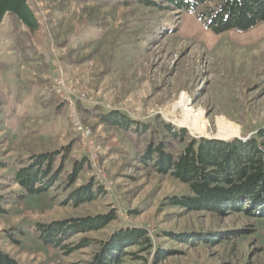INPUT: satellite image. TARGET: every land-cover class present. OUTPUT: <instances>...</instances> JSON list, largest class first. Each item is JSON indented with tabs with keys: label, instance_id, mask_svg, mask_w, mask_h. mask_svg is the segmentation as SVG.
<instances>
[{
	"label": "rangeland",
	"instance_id": "rangeland-1",
	"mask_svg": "<svg viewBox=\"0 0 264 264\" xmlns=\"http://www.w3.org/2000/svg\"><path fill=\"white\" fill-rule=\"evenodd\" d=\"M25 4L27 23L0 17V194L7 210L0 215V250L25 264H86L93 245L64 255L38 241L36 224L113 211L116 220L105 229L74 239L101 241L119 228L146 229L152 250L126 247L129 255L119 264H152L157 249L165 253L159 264H264V219L168 205V198L190 196L188 187L139 163L127 138L100 121L101 113L117 111L179 127L175 118L185 93L208 121L203 138L216 136V118L238 125L240 138L264 130V23L215 35L196 14L136 0ZM76 123L91 131L87 140ZM71 144L66 169L87 158L72 187L58 182L42 195L26 196L14 183L17 159ZM89 179L101 196L78 207L63 204Z\"/></svg>",
	"mask_w": 264,
	"mask_h": 264
},
{
	"label": "trees",
	"instance_id": "trees-1",
	"mask_svg": "<svg viewBox=\"0 0 264 264\" xmlns=\"http://www.w3.org/2000/svg\"><path fill=\"white\" fill-rule=\"evenodd\" d=\"M159 1L136 0L145 6L172 11L177 15L196 14L203 27L215 35L230 31L246 32L264 23V0ZM100 121L127 138L139 163L151 167L160 175L169 174L188 187L190 196L168 198V205L192 211L242 213L264 219L263 129L250 137L222 141L191 136L185 128L168 123L135 121L117 111L101 113ZM71 147L72 144L60 150L31 153L17 159L14 163V183L26 196L42 195L58 182L69 189L87 169V158L84 157L74 160L70 169H66ZM102 194V188L89 179L85 185L71 190L63 204L78 207ZM4 201V196L0 194V215L7 214ZM115 220L116 214L110 211L93 217L36 224L35 232L43 245L56 248L64 255L93 245L92 256L86 264H119L122 256L129 255L123 251L126 247H137L144 253L152 250V241L144 228H119L101 241L86 237L74 239L79 233L105 229ZM167 237L188 244L194 241V238L185 240L174 234ZM164 254L160 249L155 250L152 264H159ZM0 264L25 263L0 250Z\"/></svg>",
	"mask_w": 264,
	"mask_h": 264
},
{
	"label": "bare ground",
	"instance_id": "bare-ground-1",
	"mask_svg": "<svg viewBox=\"0 0 264 264\" xmlns=\"http://www.w3.org/2000/svg\"><path fill=\"white\" fill-rule=\"evenodd\" d=\"M178 104L181 106L180 115L176 116L173 112V115L176 116L175 123L179 127L187 128L190 133L195 136H202L208 138V121L203 116V112L199 111L195 113L193 109L189 106V103L186 102V94L183 93L179 99ZM176 109V107H175ZM216 136L213 139H232L239 137L240 129L236 124L227 125L221 119L216 118Z\"/></svg>",
	"mask_w": 264,
	"mask_h": 264
},
{
	"label": "water",
	"instance_id": "water-1",
	"mask_svg": "<svg viewBox=\"0 0 264 264\" xmlns=\"http://www.w3.org/2000/svg\"><path fill=\"white\" fill-rule=\"evenodd\" d=\"M25 1L26 0H0V17L5 14L13 15L17 19L23 22L26 21L27 23L29 21V16L31 17V13L29 12L25 4ZM237 139H241V138L237 137ZM220 140L227 141L230 139L227 140L220 139Z\"/></svg>",
	"mask_w": 264,
	"mask_h": 264
},
{
	"label": "built area",
	"instance_id": "built-area-1",
	"mask_svg": "<svg viewBox=\"0 0 264 264\" xmlns=\"http://www.w3.org/2000/svg\"><path fill=\"white\" fill-rule=\"evenodd\" d=\"M77 130L80 133L81 140H87L91 136V131L88 128H84L82 125L76 123Z\"/></svg>",
	"mask_w": 264,
	"mask_h": 264
},
{
	"label": "crops",
	"instance_id": "crops-1",
	"mask_svg": "<svg viewBox=\"0 0 264 264\" xmlns=\"http://www.w3.org/2000/svg\"><path fill=\"white\" fill-rule=\"evenodd\" d=\"M4 31H6V30L4 29ZM7 31H8V29H7Z\"/></svg>",
	"mask_w": 264,
	"mask_h": 264
}]
</instances>
